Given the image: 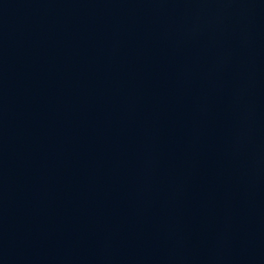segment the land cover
Masks as SVG:
<instances>
[{
	"label": "water",
	"instance_id": "obj_1",
	"mask_svg": "<svg viewBox=\"0 0 264 264\" xmlns=\"http://www.w3.org/2000/svg\"><path fill=\"white\" fill-rule=\"evenodd\" d=\"M0 264H264V0H0Z\"/></svg>",
	"mask_w": 264,
	"mask_h": 264
}]
</instances>
